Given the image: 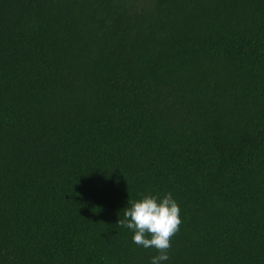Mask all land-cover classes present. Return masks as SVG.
<instances>
[{
    "label": "trees",
    "instance_id": "16d2710c",
    "mask_svg": "<svg viewBox=\"0 0 264 264\" xmlns=\"http://www.w3.org/2000/svg\"><path fill=\"white\" fill-rule=\"evenodd\" d=\"M169 192L162 264H264V0H0V264H151Z\"/></svg>",
    "mask_w": 264,
    "mask_h": 264
},
{
    "label": "clouds",
    "instance_id": "9594fccd",
    "mask_svg": "<svg viewBox=\"0 0 264 264\" xmlns=\"http://www.w3.org/2000/svg\"><path fill=\"white\" fill-rule=\"evenodd\" d=\"M180 211L170 192L163 196L143 194L140 199L128 200L124 219L118 224L133 231L136 245L156 250L151 264H162L170 259L171 239L180 230Z\"/></svg>",
    "mask_w": 264,
    "mask_h": 264
}]
</instances>
